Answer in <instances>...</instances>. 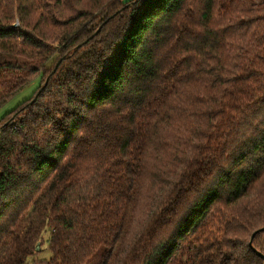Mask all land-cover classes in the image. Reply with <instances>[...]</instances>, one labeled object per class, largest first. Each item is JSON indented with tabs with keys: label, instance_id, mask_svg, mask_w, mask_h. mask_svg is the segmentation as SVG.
Listing matches in <instances>:
<instances>
[{
	"label": "trees",
	"instance_id": "1",
	"mask_svg": "<svg viewBox=\"0 0 264 264\" xmlns=\"http://www.w3.org/2000/svg\"><path fill=\"white\" fill-rule=\"evenodd\" d=\"M36 77L0 264H264V0H0V107Z\"/></svg>",
	"mask_w": 264,
	"mask_h": 264
},
{
	"label": "rangeland",
	"instance_id": "2",
	"mask_svg": "<svg viewBox=\"0 0 264 264\" xmlns=\"http://www.w3.org/2000/svg\"><path fill=\"white\" fill-rule=\"evenodd\" d=\"M54 59L55 58H53L47 64V67H50L52 65V63L54 62ZM43 81L44 80L42 77V83ZM39 84H40V77L34 78L24 89L19 91L17 94L11 97L3 106L0 107V118L3 117L0 121V126L15 116L14 112L5 115L6 113L13 110L15 107H17L19 104L24 102L26 99L32 100V95L37 90V88H39L38 87ZM48 239H50L49 231H46L44 233V237L41 239L42 241V243L40 244L41 249L39 251H36L35 254L32 255V257L28 261V264H47L48 263V259L51 254Z\"/></svg>",
	"mask_w": 264,
	"mask_h": 264
},
{
	"label": "water",
	"instance_id": "3",
	"mask_svg": "<svg viewBox=\"0 0 264 264\" xmlns=\"http://www.w3.org/2000/svg\"><path fill=\"white\" fill-rule=\"evenodd\" d=\"M59 64V63H58ZM57 64V65H58ZM47 82H48V79H47V81H46V83L45 84H47ZM264 231V227H261V228H259L258 230H256V232H254L253 234H252V236H251V240H250V244H252V241H253V238H254V236L257 234V233H259V232H263ZM41 243H38L37 244V246H36V251H39L40 249H41V245H40ZM256 252H257V254L260 256V257H262V258H264V254L262 253V252H260V251H258V250H256Z\"/></svg>",
	"mask_w": 264,
	"mask_h": 264
}]
</instances>
